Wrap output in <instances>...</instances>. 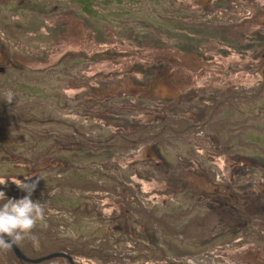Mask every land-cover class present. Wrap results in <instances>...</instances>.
I'll return each mask as SVG.
<instances>
[{"label":"trees","instance_id":"trees-1","mask_svg":"<svg viewBox=\"0 0 264 264\" xmlns=\"http://www.w3.org/2000/svg\"><path fill=\"white\" fill-rule=\"evenodd\" d=\"M83 1L87 3L84 9L92 17L107 20L93 8L95 0ZM188 20L183 17V23L174 19L164 22L165 31H161L164 39L150 30H160L155 24L147 25L143 32L134 31L135 38H131L133 31L126 30L127 38L135 40L139 49L169 47L196 55H202V46L212 41L228 45L222 31L211 28L206 22L186 24ZM93 25L90 29L101 43L104 42L102 27L95 22ZM251 38L252 42L249 40L248 46H244L246 53L241 48L239 55L247 58V52L254 49V59L264 61V33L260 31ZM9 42L8 46L14 47L13 42ZM222 54L227 57L230 52L224 50ZM103 59L97 54L92 61L98 63ZM79 61L74 63L77 65ZM164 68L161 62L133 65V74L124 75L134 88L119 93L102 80L100 84L95 82V79L105 78L102 75L82 76L78 80L81 92L72 98L66 94V89L64 92L61 89L60 93L56 89L54 93L47 92L40 81L44 75L53 73L55 68L48 67L37 73L40 84L15 85L19 94L11 107L4 100L6 110L2 111L10 112L9 120L19 122L23 129L10 139H0L3 155L0 170L19 174L16 177L1 174L0 178L8 182L6 186L0 185V191L9 198H22L27 193L13 180L31 183L40 177L32 199L43 203V220L38 221L31 237L17 245L27 257L41 258L64 252L75 262L79 258L96 260L99 264H125V257L131 255L123 256L114 250L124 239L119 238L110 245L108 237L109 243H102L110 228L99 237L101 242L75 236L76 224L93 219L103 224L108 219L102 211H93L97 206L91 205L90 200L109 199L107 194L113 190L116 196L123 198L121 202L126 203L123 217L114 218V224L132 218L148 232L166 236L169 233L179 238L181 244L205 249L206 253L210 246L219 244H251L264 248V137L249 132L245 121L264 116V88L252 96L246 91L236 94L238 88L234 86L210 91L203 88L202 93L189 90L160 100L141 94L151 90ZM259 70L264 73V67ZM20 101L30 103L17 107ZM257 129L262 132L260 126ZM10 145L19 152L11 154ZM142 151L144 158L132 161ZM5 154L12 158L7 159ZM215 159L227 162V177L216 173ZM197 167L202 169L201 173ZM189 173L210 187L202 189L192 183L186 176ZM110 183L115 187L109 188ZM154 183H163L167 189V200L162 205L147 199L156 192ZM3 203L4 200H0V205ZM159 209L165 213L158 214ZM92 233L100 235L98 229ZM75 237L78 244L74 242ZM148 244L157 243L139 240L137 245L144 255H135L137 258L148 259L154 252L148 246L140 249ZM9 252L18 264H30L21 262L12 248ZM160 258L165 260L168 256L164 254ZM57 259L67 261L64 258L48 261Z\"/></svg>","mask_w":264,"mask_h":264},{"label":"rangeland","instance_id":"rangeland-1","mask_svg":"<svg viewBox=\"0 0 264 264\" xmlns=\"http://www.w3.org/2000/svg\"><path fill=\"white\" fill-rule=\"evenodd\" d=\"M95 1L96 5L93 8L99 14L106 16V21L97 20L87 13L84 9L87 8V3L83 0L81 2L80 0H0V39L4 37L5 40L4 43L0 41V51L2 50V53L0 52V139H10L23 129L19 122L9 120L10 112L2 111L6 110L3 108L4 100L7 106L11 107L18 98L19 91L15 85L20 87L21 84L35 85L41 82L49 93H54L55 89L58 93L61 89L63 92L66 89V94L74 98L81 92L78 85L80 77L102 75L105 78L95 79L96 83L100 84L102 80L105 85L110 84L116 93L124 90L128 92L134 86L124 74L132 75L133 65L140 62L148 64L161 62L165 68L149 88L151 90L146 94L141 93L146 97L160 100L171 94L183 95L189 90L202 93L203 88L210 91L229 89L233 86L238 88L236 94L246 91L252 96L264 88V84L261 83L264 81V73L259 70V67H264V61L254 59V49L247 52V58L243 59V56L239 55L240 49L248 46L249 40L252 42L253 34L260 31L264 33V0H108L107 3H103V0ZM183 17L189 18L186 24L206 22L211 28L222 31L228 45L212 41L202 46V55H196L181 53L169 47L139 49L135 40L131 41L130 37L127 38L129 34L126 30L133 31L131 38H135V32H143L147 25L155 24L160 30L156 31L154 28L150 30L160 39H164L165 34L161 31H165V27L162 24L171 19L183 23L184 21H181ZM94 22L102 27L101 35L104 39L102 43L100 38L98 40L95 31L92 32L90 29L94 27ZM9 40L13 42L14 47L8 46ZM224 50L230 52V55L225 57L222 54ZM97 54L104 58L98 63L92 61ZM117 55L119 57H116ZM44 58H47V64L42 62ZM85 59L88 60L83 63ZM75 60H80L77 65L74 63ZM48 67L55 68L53 73L44 75L39 82L37 73L46 71ZM246 87H250V90H246ZM136 90L140 92V89L136 88ZM9 93L12 97L11 102L8 100ZM29 103L20 101L17 107L27 106ZM245 121L249 132L255 133L257 137H264V116L251 117ZM257 126L262 128V132L258 131ZM9 148L11 154L19 152L15 146L10 145ZM144 155L142 151L132 158V161H141ZM5 156L7 159L12 158L10 155L5 154ZM223 161L215 159L218 165L215 171L227 177L228 169L225 166L227 162L224 164ZM196 169L199 173L202 172L200 167ZM1 174L3 177L19 175L18 171L11 174L6 169L0 170V176ZM186 176L202 189L210 187L205 181H200L201 179L190 173ZM0 179L8 182L5 178ZM114 187L115 184H109V188ZM153 187H156V192L150 194L147 199L162 205V202L167 200L165 184L154 183ZM107 197L109 199L103 201L93 198L90 203L97 206L93 211H102L108 219L103 224H97L94 219L85 224L84 222L76 224L75 236L81 240L98 239L101 242L102 239L99 237L107 234L105 229L110 228L108 236L103 238L102 243L108 242V237L110 245H114L119 238L124 239L123 243L114 246V250L123 253V256L131 255L125 257V264H264V248L261 245L226 246L218 243L219 245L210 246L209 253H206L205 249L181 244L179 238L169 233L166 236L148 232L144 225L132 218L115 221L114 224L112 223L114 218L123 217L126 203L121 202L123 198L116 196L114 190L107 194ZM164 213V210L159 209L158 214ZM105 225L109 226L105 228ZM118 225L122 228L117 229ZM92 227L98 229L100 235L93 234L92 232L96 230ZM76 237L74 242L78 244ZM139 240L157 243V246L148 244L140 247L145 250L148 246L154 251L148 259L135 256L144 255L143 251H139L137 245ZM164 254L168 258L162 260L160 256ZM71 258L73 259L72 256ZM76 262L99 264L96 260L79 258H76ZM76 262L74 261L75 264ZM0 264H18V262L9 250H0ZM41 264L71 263L68 260L57 259Z\"/></svg>","mask_w":264,"mask_h":264},{"label":"clouds","instance_id":"clouds-1","mask_svg":"<svg viewBox=\"0 0 264 264\" xmlns=\"http://www.w3.org/2000/svg\"><path fill=\"white\" fill-rule=\"evenodd\" d=\"M11 94L8 100L11 102ZM40 178V177H39ZM39 178L31 183L24 181L13 182L27 194L22 198H9L4 191H0V250L8 251L32 236L38 221L43 220L44 207L40 201H33L32 195L39 183ZM26 179H31L26 177ZM0 185H7V181L0 179Z\"/></svg>","mask_w":264,"mask_h":264},{"label":"water","instance_id":"water-1","mask_svg":"<svg viewBox=\"0 0 264 264\" xmlns=\"http://www.w3.org/2000/svg\"><path fill=\"white\" fill-rule=\"evenodd\" d=\"M12 250L14 251L16 257L23 263H30V264H39L42 263L44 261H48L54 258H64L67 259L71 264H75L73 259L71 258V256L65 254V253H61V252H56V253H52L49 254L47 256L41 257V258H37V259H32L27 257L20 249L17 245L12 247Z\"/></svg>","mask_w":264,"mask_h":264},{"label":"bare ground","instance_id":"bare-ground-1","mask_svg":"<svg viewBox=\"0 0 264 264\" xmlns=\"http://www.w3.org/2000/svg\"><path fill=\"white\" fill-rule=\"evenodd\" d=\"M0 41H1V43H4V37H1V39H0Z\"/></svg>","mask_w":264,"mask_h":264}]
</instances>
